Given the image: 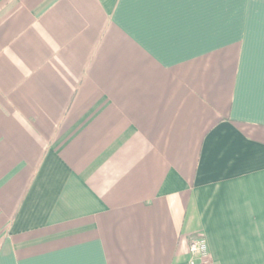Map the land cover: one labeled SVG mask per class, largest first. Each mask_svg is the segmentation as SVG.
I'll list each match as a JSON object with an SVG mask.
<instances>
[{
	"label": "crops",
	"instance_id": "obj_1",
	"mask_svg": "<svg viewBox=\"0 0 264 264\" xmlns=\"http://www.w3.org/2000/svg\"><path fill=\"white\" fill-rule=\"evenodd\" d=\"M191 262L264 264V0H0V264Z\"/></svg>",
	"mask_w": 264,
	"mask_h": 264
},
{
	"label": "built area",
	"instance_id": "obj_2",
	"mask_svg": "<svg viewBox=\"0 0 264 264\" xmlns=\"http://www.w3.org/2000/svg\"><path fill=\"white\" fill-rule=\"evenodd\" d=\"M189 252L192 258H199L203 263L208 258L206 241L202 237H196L190 242ZM191 264H193L191 262Z\"/></svg>",
	"mask_w": 264,
	"mask_h": 264
}]
</instances>
